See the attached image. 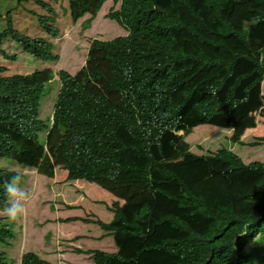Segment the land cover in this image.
<instances>
[{
    "label": "trees",
    "instance_id": "1",
    "mask_svg": "<svg viewBox=\"0 0 264 264\" xmlns=\"http://www.w3.org/2000/svg\"><path fill=\"white\" fill-rule=\"evenodd\" d=\"M67 2L76 21L103 0ZM107 16L126 35L91 40L75 74L58 71L51 105L67 179H106L124 192L109 221H94L116 251L87 253L96 264H262L264 159L245 163L225 147L196 156L177 143L187 127L231 128L263 106L264 0H120ZM37 20L57 34L48 17ZM5 21L0 44L11 38L36 58H56L51 42L13 29L9 12ZM43 90L31 75L0 77V158L36 166L45 157L37 140ZM174 151L208 161L207 174L190 178L180 162L172 169L165 161ZM47 162L38 170L52 175ZM14 175L0 168V207ZM11 237L0 218V244ZM21 263L52 264L33 252Z\"/></svg>",
    "mask_w": 264,
    "mask_h": 264
},
{
    "label": "rangeland",
    "instance_id": "2",
    "mask_svg": "<svg viewBox=\"0 0 264 264\" xmlns=\"http://www.w3.org/2000/svg\"><path fill=\"white\" fill-rule=\"evenodd\" d=\"M51 6L52 11L46 12L44 8L36 4L34 0H0V29L5 25L4 15L6 11H10L12 17L13 28L19 30L22 34L29 37H41L48 42L53 43L52 53L55 59L41 60L32 55H27L20 46L12 39L6 38L0 44V51H5V55H14V59H9L4 54L0 55V65L8 68L4 75L22 74L31 75L32 81L47 83L39 101V117L49 118L52 102L58 90L57 71L64 69L70 74L75 73L85 62L87 47L92 38L111 39L118 35L126 34V30L118 24L115 20L106 17L107 12L115 10L118 4L112 0H106L96 17L91 21L89 28H84L87 24L84 23L88 14L80 17L76 22H72L67 7V0H40ZM118 3V2H117ZM34 13L38 15H47L50 19L51 26L56 27L58 33L56 36L46 33L40 26ZM25 80H29L26 78ZM261 96L264 102V75L261 82ZM180 141H178L179 149L190 150L193 155L205 154L207 152H214L217 148H228L238 154L242 161L247 163L253 160L264 159V140L259 141L257 136L264 134V103L263 106L245 115L241 120L235 123L231 128H221L209 124H201L187 127L182 131ZM49 141L58 140V134H48ZM45 136V135H44ZM58 136V137H57ZM122 136L125 137L124 134ZM56 138V139H55ZM126 138V137H125ZM42 140V135L40 136ZM58 142V141H57ZM49 145V144H46ZM56 146V145H55ZM49 154L53 155L51 151ZM130 156L134 158L138 156L137 153L131 152ZM142 164L146 162L141 159ZM180 162L185 165L184 170L190 178H201L208 172V164L204 159L192 158L186 156L182 160V156L174 151L165 161L168 166L173 167ZM55 165V178L43 179L42 177H35V179L22 173L21 187L29 192V200L33 204H37L38 209L34 208L32 204H26L25 214L15 221L9 219L4 220L9 223L14 233L12 247L4 245L6 251V262L9 264H20L19 256L28 250L30 247H35L40 250H49L48 256L42 251L39 253L40 257L50 261L53 264H94L91 262L90 255L80 254L79 258L71 259L74 248L79 246L91 247L93 249H101L108 252H114L116 247L114 245L112 236L107 234L104 230L94 223H83L82 221L73 222L72 224H61L55 222L58 218L66 217L68 215H82L87 216L89 209L93 210L102 221H109L108 212L104 207L98 205H89L88 198L86 197L80 202L76 200V196L83 195L85 191L88 195L94 196L91 199L107 200L108 209L112 202L116 201L114 195L105 191L106 187L100 186L98 183H105L106 179L94 178L86 179L74 184L70 180H65V169H61L63 161L60 156L53 158ZM209 163V162H208ZM210 164V163H209ZM199 166V168H198ZM0 168L10 169L14 171L26 168L17 163L10 161L5 157L0 158ZM36 178L39 179L36 182ZM191 179L189 181H193ZM97 183V185L95 184ZM82 184V188L79 187ZM109 183H105L108 185ZM28 189V190H27ZM118 197H123L124 192L114 189ZM118 199V198H117ZM124 199V198H123ZM122 201V200H120ZM94 202V201H92ZM88 204V205H86ZM89 208V209H87ZM95 208L101 211L96 212ZM57 211V212H55ZM52 215L56 216L52 219ZM90 216V214L88 215ZM53 221L54 223H49ZM83 226H91L89 229L95 237L91 240L79 241V235L83 233ZM35 231L34 241L27 243L23 248V233L25 230L30 229ZM87 230V228H86ZM70 232L71 235H65V232ZM77 232V233H75ZM100 232L106 233V236L99 237ZM63 236V237H61ZM29 241V240H28ZM41 242V244H39ZM74 242L75 245L73 243ZM90 259V260H89ZM264 264V262L262 263Z\"/></svg>",
    "mask_w": 264,
    "mask_h": 264
},
{
    "label": "clouds",
    "instance_id": "3",
    "mask_svg": "<svg viewBox=\"0 0 264 264\" xmlns=\"http://www.w3.org/2000/svg\"><path fill=\"white\" fill-rule=\"evenodd\" d=\"M35 1V0H34ZM106 0H103V2L101 3V5H100V7L98 8V10L96 11V13L91 17V15L89 14V13H85L84 15H86V14H88V17L86 18V19H89L90 18V21H89V23L87 24V26H85L84 28H89L90 26H91V21L96 17V15H97V13L100 11V9H101V7H102V5H103V3L105 2ZM114 3H116V4H118V7H117V9L119 8V5H120V0H112ZM36 2V1H35ZM118 2V3H117ZM42 3H44V2H42ZM36 4H38L39 6H41L42 8H44L45 10H46V12H49V10H47V8L46 7H44V6H42L41 4H39V3H37L36 2ZM44 4H46V3H44ZM0 5H1V3H0ZM47 5V4H46ZM47 6H49V5H47ZM50 8H51V6H49ZM67 7H68V2H67ZM116 10V9H115ZM50 11H52V8H51V10ZM68 11H69V9H68ZM111 11H113V10H111ZM111 11H109V12H111ZM7 12H9V14H10V11H6L5 12V15H6V13ZM109 12H107V14L109 13ZM107 14H106V17L107 18H109V19H112V18H110V17H108L107 16ZM2 14L0 13V16H1ZM5 15H4V19H5ZM34 15L36 16V19H37V16H38V14L37 13H34ZM83 15V16H84ZM40 16H45V17H48L47 15H40ZM69 16H70V13H69ZM82 17V16H81ZM10 18H11V22H12V17H11V14H10ZM49 18V17H48ZM71 18V17H70ZM79 19V18H78ZM77 19V20H78ZM86 19H85V21H86ZM72 20V19H71ZM76 20V21H77ZM113 20H115V19H113ZM38 21V20H37ZM76 21H72V22H76ZM85 21H84V23H85ZM116 21V20H115ZM39 22V21H38ZM49 22H50V19H49ZM117 22V21H116ZM118 23V22H117ZM40 24V23H39ZM118 24H120V23H118ZM5 25H6V21H5ZM5 25H4V27L3 28H5ZM12 26H13V24H12ZM41 26V25H40ZM42 27V26H41ZM3 28H1V29H3ZM13 28V27H12ZM43 28V27H42ZM0 29V30H1ZM14 29V28H13ZM15 30H17V29H15ZM17 31H19V30H17ZM46 31V30H45ZM20 32V31H19ZM21 33V32H20ZM46 33H48L47 31H46ZM58 33V32H57ZM126 33H127V31H126ZM48 34H50V35H52L51 33H48ZM26 35V34H25ZM57 35V34H56ZM56 35H53V36H56ZM124 35H126V34H124ZM119 36V35H118ZM116 37V36H115ZM32 38H34V37H32ZM41 38V37H40ZM114 38V37H113ZM4 39H6V38H4ZM3 39V40H4ZM9 39H11V38H9ZM93 39H99V40H110V39H100V38H92L91 40H93ZM112 39V38H111ZM2 40V41H3ZM45 40V39H44ZM91 40H90V42H91ZM2 41H1V43H2ZM14 41V40H13ZM15 42V41H14ZM90 42H89V44H90ZM17 43V42H16ZM18 44V43H17ZM53 44V43H52ZM18 46H19V44H18ZM88 47H89V45H88ZM88 47H87V49H88ZM25 52V51H24ZM27 53V52H26ZM1 54H4L5 55V51H3L2 53L0 52V55ZM86 54H87V51H86ZM8 55L9 54H6L5 56H7L8 57ZM27 55H29V54H27ZM33 56V55H32ZM1 57H3L2 55H1ZM9 58V57H8ZM36 58V57H35ZM9 59H14V58H9ZM39 59V58H38ZM85 59H86V56H85ZM41 60H43V59H41ZM48 60V59H47ZM85 63V62H84ZM84 65V64H83ZM82 65V66H83ZM0 66H2V70H0V77H10V76H13V75H15V74H18V73H15V74H11V75H4L3 73L5 72V71H8V68H6L5 66H3V65H0ZM81 66V67H82ZM80 67V68H81ZM79 68V69H80ZM78 69V70H79ZM60 70V69H59ZM58 70V71H59ZM62 70H64V69H62ZM77 70V71H78ZM58 71H57V80L59 81V77H58ZM66 71V70H65ZM76 71V72H77ZM67 72V71H66ZM75 72V73H76ZM69 73V72H68ZM75 73H73V74H75ZM70 74V73H69ZM73 74H71V75H73ZM22 75V74H21ZM25 76V75H24ZM28 78V77H27ZM26 79V78H25ZM29 81V80H28ZM34 82V81H33ZM44 86H45V84H47L46 82L45 83H42ZM58 85H60V81L58 82ZM58 88H59V86H58ZM52 111H53V109L51 108V111H50V114H49V118H48V120L46 119L45 120V117H42V116H40L39 117V114H38V118L39 119H41L43 122H44V124L46 125V127H43V129L42 130H40V131H38V133H37V140H39V143L41 144V146H42V148H43V152H44V155H45V157H43V158H41L40 159V161H39V163L36 165V166H27V165H23V164H21V163H18L17 161H15V160H10V161H12V162H14V163H17V164H19V165H21V166H24V167H26V168H22V170H20V172L19 171H14V170H10V169H2V170H8V171H11V172H13L15 175L12 177V178H10V179H7L6 180V183L4 184V191H5V193H6V196H7V201H6V204H7V206L6 207H0V218H1V221L3 222V224L6 226V228H8L10 231H11V234H12V237L11 238H9L8 239V243H4V245L5 246H7V247H12V239H13V237H14V233H13V230H12V228H11V225L9 224V223H5L4 222V220H6V219H9V220H11V221H15V220H17L18 218H20V217H22L24 214H25V212H26V207H25V205H26V203H28V204H32L33 206H34V208H36V209H38V206H37V204H33L32 202H31V200L33 199H31L30 201H28L29 200V197H30V195H29V192H27L23 187H21V180H22V173L21 172H24V173H26L27 175H29V174H32V178L33 179H35V177H42L43 179H45V176H49V177H54L55 176V170H56V168H55V165H54V163H53V158L55 157V156H60V148H59V140H53V141H49V135L48 134H51L52 132H51V130L54 128V121H53V119H52ZM179 133H181V135H182V131H179ZM42 135V140H43V142H41L40 141V136ZM45 135V136H44ZM46 144H49V145H46ZM56 145V146H55ZM53 152L54 154L53 155H51V154H49L50 152ZM45 160H48L49 162H47V164L45 165V166H43L44 168H49V167H52V170H53V173H52V175H47V174H44V173H42V172H40L39 170H38V166H40V163L42 162V161H45ZM61 169H65L64 167H63V165H62V168ZM65 171H66V169H65ZM64 174V179L67 181V180H70V181H73V182H68L69 184H74V185H76L77 183V181H81V180H83V179H86V178H77V179H67V171H66V176H65V173H63ZM87 179H90V178H87ZM95 179V178H94ZM38 180L39 179H37L36 178V182H38ZM108 183V182H107ZM28 190V189H27ZM82 193H83V195L85 194V192L84 191H82ZM81 200V199H80ZM123 201V200H122ZM122 201H119L120 203L122 202ZM75 217H77V216H75ZM96 219H98V218H96ZM95 219V220H96ZM95 220H93V222L95 221ZM100 220V219H99ZM102 221V220H101ZM103 222V221H102ZM94 223H96V222H94ZM97 224V223H96ZM30 234V232H29V229L27 230V231H25V233H23V241H28L27 239H26V237L27 236H30L29 235ZM34 235V234H33ZM4 245H3V243L2 244H0V249L1 250H3L4 251V255H5V259H6V251H5V248H4ZM116 247V246H115ZM25 248V247H24ZM87 250H94V249H82V248H80V247H76V248H74V251L76 252V251H78V252H84V253H86L87 255H90V253H87ZM98 250H101V249H98ZM101 251H104V250H101ZM116 251V250H115ZM114 251V252H115ZM26 252H33V253H35L39 258H41V259H43V260H46V259H44V258H42V257H40V255H39V253L38 252H35V251H33L32 249L31 250H28V251H25V252H23L20 256H19V258H20V264H22L21 263V259H22V255L24 254V253H26ZM105 252H108V251H105ZM90 258H91V256H90ZM46 261H48V260H46ZM91 261L94 263V264H96L93 260H92V258H91ZM48 262H50V261H48ZM7 264H9L8 262H6ZM51 263V262H50ZM53 264V263H52Z\"/></svg>",
    "mask_w": 264,
    "mask_h": 264
},
{
    "label": "crops",
    "instance_id": "4",
    "mask_svg": "<svg viewBox=\"0 0 264 264\" xmlns=\"http://www.w3.org/2000/svg\"><path fill=\"white\" fill-rule=\"evenodd\" d=\"M28 176H30L31 178H32V174H29ZM55 178V176L54 177H49V176H45V179L46 180H48V179H54ZM88 181V182H90V180H86V179H83V180H81V181H77L76 183H79V182H82L83 183V181ZM92 180H94L95 182H97L96 181V179H92ZM105 183H107V182H105ZM105 183H98L100 186H102V187H106V189H104L105 191H108V192H110V193H112L113 195H114V197H115V199H116V201H120V200H123V198H124V196L123 197H118L117 196V194H116V192L114 191V189L113 188H111V187H109V186H107V185H105ZM96 185H97V183H95ZM82 186V184L79 186V187H81ZM82 188V187H81ZM85 192V191H84ZM86 197V199L88 198V203H89V205H98V206H101V207H104L108 212H110V213H112V211L111 210H109V209H107V207H106V203H109V201H107V200H102V199H95V200H93V199H91L92 197H94V196H91V195H88L86 192H85V194L84 195H77L75 198H76V200L77 201H81V200H83L84 198ZM118 198V199H117ZM81 199V200H80ZM92 201H94V202H92ZM27 205H28V203H26ZM86 205H88V204H86ZM87 209H89V208H87ZM95 211L96 212H100L101 210L99 209V208H95ZM55 212H57V211H55ZM90 214V216H88ZM75 216H77V217H75ZM56 216H53L52 215V219H54ZM109 217H110V219H111V217H112V215H109ZM96 218H98V219H100L99 217H98V215L93 211V210H91V209H89L88 211H87V216H82V215H68V216H66V217H61V218H58L57 217V219L58 220H56L55 222H57V223H61V224H72L73 222H77V221H82L83 223H85V224H87V223H94L93 222V220H95ZM101 220V219H100ZM103 222H107V221H103ZM49 223H54L53 221H51V222H49ZM94 224H96V223H94ZM96 225H98V224H96ZM99 226V225H98ZM84 227V231L83 232H78V233H83V234H80L79 235V238H78V240L79 241H81V240H83V239H85V240H91V239H93V238H95V237H98V235L97 236H94L92 233H91V231H90V227L91 226H83ZM100 227V226H99ZM86 228H87V230H86ZM100 229L101 230H103L101 227H100ZM25 231H27V230H25ZM25 231H24V233H25ZM105 231V230H104ZM29 232H30V236H27L26 237V239L27 240H29V241H23V246L25 247L26 245H27V243H31V242H33L34 241V236H35V234H36V232L35 231H33V230H31V228L29 229ZM106 233H107V231H105ZM75 233H77V232H75ZM106 233H102V232H100V238L101 237H103V235L104 236H106ZM34 234V235H33ZM107 234H109V233H107ZM65 235H66V237L67 236H70L71 235V233L70 232H65ZM110 235V234H109ZM111 236V235H110ZM61 237H63V236H61ZM70 243H73L74 245H75V243L74 242H70ZM39 244H41V242L39 243ZM76 245L78 246V247H80V248H82V249H93V248H91V247H83V246H79V242H76ZM23 247V248H24ZM33 251H35V252H38V253H41L42 251H45L46 253L44 254V256H48L47 254L49 253L48 251L49 250H38L37 248H35V247H30ZM70 253H72V257H71V259H74V258H79L80 256V254H86V253H84V252H78V251H73V252H70ZM87 255V254H86ZM90 258V257H89ZM90 260V259H89ZM92 262V261H91ZM93 263V262H92Z\"/></svg>",
    "mask_w": 264,
    "mask_h": 264
},
{
    "label": "bare ground",
    "instance_id": "5",
    "mask_svg": "<svg viewBox=\"0 0 264 264\" xmlns=\"http://www.w3.org/2000/svg\"><path fill=\"white\" fill-rule=\"evenodd\" d=\"M143 5H144V3H143ZM150 6V5H149ZM164 11V10H163ZM73 90V89H72ZM63 135V134H62ZM39 150V149H38ZM26 154V153H25Z\"/></svg>",
    "mask_w": 264,
    "mask_h": 264
}]
</instances>
